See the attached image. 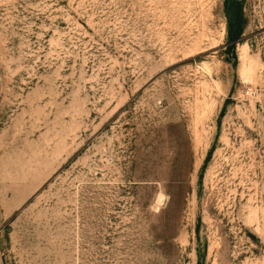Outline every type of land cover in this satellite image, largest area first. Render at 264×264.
<instances>
[{
    "label": "rangeland",
    "instance_id": "obj_1",
    "mask_svg": "<svg viewBox=\"0 0 264 264\" xmlns=\"http://www.w3.org/2000/svg\"><path fill=\"white\" fill-rule=\"evenodd\" d=\"M0 264H264V0H0Z\"/></svg>",
    "mask_w": 264,
    "mask_h": 264
},
{
    "label": "built area",
    "instance_id": "obj_2",
    "mask_svg": "<svg viewBox=\"0 0 264 264\" xmlns=\"http://www.w3.org/2000/svg\"><path fill=\"white\" fill-rule=\"evenodd\" d=\"M256 94V91L255 90H248L245 95L247 98H253Z\"/></svg>",
    "mask_w": 264,
    "mask_h": 264
}]
</instances>
